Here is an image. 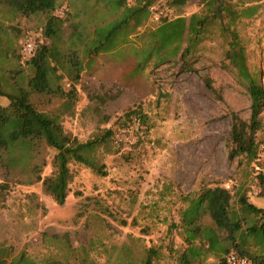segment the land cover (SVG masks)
<instances>
[{
	"label": "rangeland",
	"instance_id": "obj_1",
	"mask_svg": "<svg viewBox=\"0 0 264 264\" xmlns=\"http://www.w3.org/2000/svg\"><path fill=\"white\" fill-rule=\"evenodd\" d=\"M229 3L237 14L255 4L260 8L253 17H237L230 29L224 24H229L234 11L210 19L191 59L195 72H183L172 62H150L135 72V49L129 48L126 54L99 56L91 69H85L77 86L75 113L63 119L65 129L87 141L99 130L112 128L115 133L124 131L126 140L114 144V152L102 153L107 176L81 164L71 165L74 180L64 205L46 194L41 182L13 185L0 196V242L11 246L14 255L25 253L36 264H116L126 256L125 246L135 257L154 247L160 254L155 264H179L186 244L178 227V210L187 205L185 196H195L203 183L216 182L233 190L236 208L243 193L255 205L264 202L259 177L264 175V160L257 156L248 162L239 156L231 161L226 146L231 114L248 120L251 113L247 88L226 52L232 31L237 30L250 68L264 71V0ZM207 7L202 0H189L181 11L170 10L176 18L204 15ZM58 14L63 15L62 9ZM157 23L150 18L139 32ZM43 24L42 16L26 18L0 6L3 83L9 80V71L20 66L24 74H31L20 59L22 45L28 38L42 44ZM65 26L69 31L68 23ZM143 40L147 37L136 49L144 46ZM205 76L212 78L215 93L206 87ZM63 86L70 88L67 83ZM0 104L6 105L7 100L0 96ZM133 107L147 115L145 124L138 126L122 117ZM257 140L259 145L264 143V127ZM53 155L54 150L43 176L52 171ZM255 191L257 195H250ZM173 224L177 228H171ZM214 261L208 258L203 264Z\"/></svg>",
	"mask_w": 264,
	"mask_h": 264
},
{
	"label": "trees",
	"instance_id": "obj_2",
	"mask_svg": "<svg viewBox=\"0 0 264 264\" xmlns=\"http://www.w3.org/2000/svg\"><path fill=\"white\" fill-rule=\"evenodd\" d=\"M158 1L135 0L130 4L129 0H0V6L14 14L44 17L45 37L29 60L20 54L30 75L24 74L20 66L9 71L5 83L0 80V96L7 100L6 105L0 104V170L4 172L0 196L7 194L13 185L41 182L44 192L57 204L64 205L74 180L72 164L107 176L102 153L114 152L115 131L99 130L92 138L81 141L63 124L65 116L75 113L77 86L85 69H91L99 56L126 54L129 48L130 52L135 49V72L143 71L150 62L156 65L172 62L183 72H195L191 59L208 22L219 19L224 11H234L229 0H202L208 5L204 15L164 17L156 27L140 33L151 18L149 7ZM188 2L169 0L170 7L180 11ZM259 8L255 4L241 14L234 11L232 20L224 27L230 29L241 15L253 17ZM59 9L64 16L58 14ZM237 32L232 31L226 57L247 88L251 113L248 120L231 114L226 146L229 160L245 156L252 162L260 146L257 134L264 127V71L250 68L245 45ZM144 37H147L144 46L136 49L135 45ZM203 80L208 90L215 93L212 78L205 76ZM64 83L69 85L68 90ZM122 117L133 124L147 122L140 107L128 109ZM52 150L55 151L52 171L43 176ZM259 177L264 184V175ZM185 197L187 205L178 210V227L186 244L179 255V264H203L208 258L215 260L211 264H227L226 255L232 250L248 257L253 264H264V208L251 203L247 193L238 197L239 208L234 205L233 190L216 182L203 183L195 196ZM122 249L126 250V256L116 264H155L160 255L154 247L137 257L129 247ZM0 264L36 263L25 253L14 255L11 246L0 242Z\"/></svg>",
	"mask_w": 264,
	"mask_h": 264
},
{
	"label": "built area",
	"instance_id": "obj_3",
	"mask_svg": "<svg viewBox=\"0 0 264 264\" xmlns=\"http://www.w3.org/2000/svg\"><path fill=\"white\" fill-rule=\"evenodd\" d=\"M151 13V19L160 21L164 17H172L170 7L167 5L166 0H160L149 7ZM36 42L32 38H28L24 41L22 45V57L24 60H29L35 53ZM138 126H141L139 122L135 121ZM140 130V129H139ZM126 140V135L124 131H119L114 135V143L120 144ZM259 159L264 160V143L259 146L258 151ZM250 195H257V191L250 193ZM227 264H253V262L246 256L239 255L235 251H230L226 255Z\"/></svg>",
	"mask_w": 264,
	"mask_h": 264
},
{
	"label": "crops",
	"instance_id": "obj_4",
	"mask_svg": "<svg viewBox=\"0 0 264 264\" xmlns=\"http://www.w3.org/2000/svg\"><path fill=\"white\" fill-rule=\"evenodd\" d=\"M256 206H258V207H260V208H264V202H259V203H257Z\"/></svg>",
	"mask_w": 264,
	"mask_h": 264
}]
</instances>
